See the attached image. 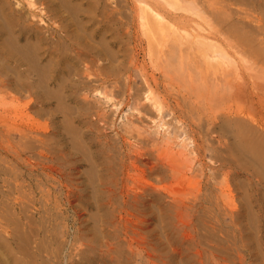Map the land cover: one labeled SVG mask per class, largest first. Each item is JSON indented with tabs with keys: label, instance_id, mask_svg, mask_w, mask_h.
<instances>
[{
	"label": "bare ground",
	"instance_id": "1",
	"mask_svg": "<svg viewBox=\"0 0 264 264\" xmlns=\"http://www.w3.org/2000/svg\"><path fill=\"white\" fill-rule=\"evenodd\" d=\"M108 1L110 2L111 0ZM120 1L121 0H119V2ZM122 1L126 2L131 6L132 15L134 16V18L135 17L137 18L138 22L136 24L138 27L134 28L133 30H136L134 31L136 32V35H140V36L142 35V39L138 41L141 42L142 40L143 44L147 45L149 56H146L147 53H145L144 55L149 58L154 57V59L155 58L157 59L158 57L159 59L164 58V60H167L169 54H167V52L164 51V48L168 46L166 43H168L169 41H173L172 42L173 46L174 43H176L175 45L177 49V52L175 51L173 53H176V55L180 58V60L177 58L178 61H180L182 64L183 63L186 64V62L187 63L195 62L193 64L191 63L192 65H195V68L197 70L195 78L197 77L198 79H200L201 83H204V85L207 87L205 89L209 90V92L205 90L207 94L209 93V95L211 94V96L212 95L215 96L211 104L214 105V100H215V104L216 102L224 103L222 109L223 114L221 113L222 115L220 114V116L214 111V109L218 108V106L220 108L221 103L218 104V106L214 105L213 106L214 108L212 107L211 110L209 111L207 110L208 112L205 111L206 109L204 108L205 113L207 112V114H205V117H208V119L205 120L209 122V125H211L210 132L211 134L216 135V137L214 136L215 140L220 146L218 150L221 152V155H223V157L224 154L226 155V157L222 159L223 163L221 165L222 166L221 168H225L226 170L229 169L230 171L231 170L240 171L244 174H247V176L251 174V177L253 176V178L256 175L257 176L255 177L256 179L258 178L261 179V181L256 180L257 183L260 184L261 182H263L264 180V85L263 82L264 81L261 84L260 77H258L256 73H262L264 72V69L262 71V69L257 68L256 65H254L255 67L250 69L252 72L251 74L246 75L245 73L242 72L238 73V70L241 71L240 63L235 62V64L232 66V63L230 64L229 62L230 59L228 58L229 57L228 53L222 47L226 45L227 47L232 46V48H234L233 45L234 44L237 45L235 43V39L237 37H239L240 39L252 38V41L255 42L256 44L255 47L256 49L254 51H252L253 48L252 50H248V49H243L242 47V49L240 50L238 49L239 51H237V49L235 48L236 53L241 57L240 62H244V61L246 62L249 59L252 60L251 57H254V55L257 56L262 55L264 57V16H262L264 15V0H247V1L245 0V3L248 2L249 6L253 8V11L257 12L256 17H252L253 15L251 16V13H249V11L241 8V5L245 4L243 0H122ZM104 2H106V0H0V96L8 95L6 98H0V103L6 104V107L7 105L11 107L18 105V108L15 107V109H17L18 111L19 106H21L20 99L21 100L30 99V101L28 100L29 102L26 104V106L30 104H34L36 108V113L38 115H42L43 113H45L46 114L45 116H48L49 119L54 120L53 123L56 124L55 128L53 129L54 138H55L54 143L57 145L58 148L57 150L59 151L58 153L61 155V158H64L68 163L73 162L71 163V165L73 164V166L77 168V169L74 168L76 172L77 170H79V164L81 165L84 162H89V172H90L89 177L91 178V179L89 178L90 179L89 183L93 185L91 187H93L92 192L94 193L93 195L95 200L94 203L98 207L99 212H102V210L104 209V205H102L103 201L107 202L108 203L107 205H111L113 203L115 204L116 202V200L114 201L113 196L117 195L118 189L120 187L119 186L120 183H118V185L117 183H115L114 180L115 177L117 178L120 177L118 181L121 182L120 195L123 202L126 203L129 202L130 201L129 198H130L135 200L132 202L139 203L138 199L140 198V193L136 191L138 187H135L136 189L133 187L136 182L134 183L133 181L134 178L132 174L133 170L137 169V159L139 157H142V153L140 151V145H141L140 140L136 139L135 137H129L127 132L125 134L116 132L114 137H111L109 135L108 132L110 130H114L115 125H113L111 116L107 115L109 113L108 111H106L107 110L106 105L111 104L110 108L114 109L115 110L114 112H119L120 108H122L123 105L127 106L129 109H133V105H134L133 103L137 104L139 101L143 103L142 101H144V103L142 104L143 107L141 106L142 109L138 108V104L136 109L139 110V112L140 110L143 113L145 112L144 113L145 115H149L151 119L154 120L153 124L155 126H153V128L151 127L152 129L155 130L154 133L159 134L160 133L159 129H164L166 128L165 126H169L166 124L168 122L164 121L165 119L164 111L166 108H169V106L165 99L161 100L162 96L160 97L157 96V92L154 90L155 88H153L152 86V83H154L155 81L153 80L154 82H151L150 78L147 75L142 74L141 76L143 78V82L145 86L142 88L135 89L134 79L136 77L134 72L136 71L137 73V71L140 70L138 56L141 51L138 45L139 43L138 42H137L138 44L135 43L136 45L133 46L134 48L132 50H130L129 47H127L126 45L125 47L127 48L125 49L121 47L124 43L120 41L119 32L126 28L125 27L122 29V27L124 26L123 20L125 21V19H123L124 15L122 12H119L118 4H117L118 6L116 5L117 7L113 8L112 10H109L108 8L109 3L108 4L105 3L104 5ZM236 5H240L239 8L241 9H238V7L236 8V10H234V8L233 9L231 8ZM120 9H122V7ZM253 13L255 14V12ZM251 18H253V22L256 23V26L254 27L249 25L248 21H245ZM128 25L127 28H129ZM244 42L245 41H243V44ZM163 44H166V46ZM246 45L248 46L249 44H245V46ZM152 60L153 59H151V61ZM228 63L229 65H227ZM200 64H203V67H201ZM255 76H257V79L259 78V81H257ZM181 93L184 94V91L183 92L181 91ZM116 94H119V96L117 95L119 98L122 95L123 98L125 99L124 102L123 101L119 102L116 98ZM88 97L93 98L92 100L93 101L95 100L94 103H96V105H94V103L92 105L91 102L89 103L87 102L89 104L87 105L84 99ZM81 98L84 101H82ZM179 100L181 101L182 99ZM183 100L182 102L183 104H185L184 103L185 100L184 101ZM121 102H123V104ZM98 104H100V106H98ZM177 104L179 107H182L181 113H184L185 110L183 109H185L184 107L185 105H182L181 102H177ZM23 106L21 110L22 112H24ZM244 106L246 107V109L244 108ZM34 109L32 110L31 108L29 110L34 111ZM111 112H113V110H111ZM194 112L195 113L193 112L192 113L197 114V116H200L201 114V117L204 114V113L202 114L200 110H195ZM20 114L22 115L24 113H19V115ZM169 114L170 113H168V115ZM25 115H23V118L25 117ZM60 115L63 116L62 120L61 119L58 120V118H60ZM179 122L182 123L181 121ZM15 124L12 125L10 124L12 126L11 129L12 132L14 133L17 132V134L19 133V135H21V137L24 138L25 140L26 138L28 139V137H30V141H32V136H31L33 135V133L31 132L32 129L31 131L29 130L30 132L29 133L24 128L21 129L19 126ZM9 126L7 128H9ZM129 126H131L130 127L131 129L134 128L133 123ZM202 126L200 125L198 127V130L202 131V128H204ZM200 127L202 128L200 129ZM203 130L205 131L206 129ZM150 135H152V133H149V136ZM182 142L183 143L182 144L180 143L181 145L179 144L177 145V147L178 146L181 147L179 149L180 151L181 149L183 151L186 148L183 151L185 152L184 155L186 154L188 156H191L190 154L194 155L196 151L198 153V149L197 150L194 149V151H191L192 149L191 148L188 149L190 150L188 151L187 150L188 146H186L187 145L186 140H185L186 145H184L185 144L184 140ZM21 143L23 144V142ZM31 143L29 144L27 143L29 147L32 146L30 145ZM155 144H153L152 146H154ZM47 147L46 149H48ZM157 147H156V151L158 150ZM11 149H13V147ZM153 151L154 153L152 155L154 156L157 155L160 159V156L163 154L162 151H161V155L160 154L158 155L157 153L155 155V150ZM186 151L190 152V154H187L188 152L186 153ZM201 151L203 153L207 151L218 152L217 150L214 151L213 148H209V147H202ZM81 153H83V157H85L86 159H81L82 157H79V154ZM158 153H160V150H158ZM152 155L149 156L148 154L149 157H152ZM164 155H167V153H165ZM173 155L174 153H172V156L169 154L167 157L170 156L171 158H173ZM179 155L181 156L182 154ZM38 156L39 155H37V157ZM176 156L177 155L174 156V159ZM171 158H168L166 161L163 158L164 161L160 162V164L163 170H166L168 172L170 171L172 177H175L178 173V168H177L178 166L176 165L177 163L175 162H177L178 160L175 161L173 159L175 161L174 162ZM148 163H150V161H148ZM151 163H153V161ZM49 170L54 173H57L56 166L50 167ZM114 170H120L121 172L112 174V172H115ZM180 175H182L181 172ZM176 178H178V176L175 177L174 179ZM184 178H187V176H185ZM253 178L251 179L253 180ZM251 179L249 178V180L248 179L247 180L252 182ZM130 182L133 183L132 186ZM70 186H72V184ZM255 187H256V183H255ZM167 188L165 190L166 192H167ZM259 189L260 190L258 191L260 193L262 192L261 189L264 191L263 187ZM262 194L264 193L262 192ZM262 194L261 197L264 196ZM250 196L253 199L255 198L254 195L252 196L250 194ZM243 197L245 196L243 195ZM184 198H182V201L185 200ZM180 199L181 198L178 199L180 202L179 201L171 202V204L172 203L175 204L174 208H176L177 211L174 210H170V211L171 212L174 211V213L176 212L175 216L179 221V223L185 225L187 223L186 221V223L184 224L185 221L184 215H186V213H183L184 211L182 212V209H185L186 206L184 205L186 204L181 202ZM221 199H224L223 201H225V198H221ZM145 201L148 203H152L154 200L147 199ZM194 201L195 200H193V202ZM193 204H195V202L192 203V205ZM227 204L229 203L227 202ZM226 207L227 209L228 208L231 209L234 206L232 207L228 205ZM5 208L7 207L5 206ZM168 209H171V207H169ZM234 210L232 209L233 212L231 213H234ZM164 211L165 210H163V212ZM92 213H94V211ZM210 213L211 211L209 212V214ZM221 214L223 215L224 213ZM99 215L100 214H98V217ZM215 217L213 214L212 218ZM122 220H125V218H122ZM60 222L58 221L59 224H61ZM169 222L170 221L168 220V223ZM174 222L175 221H173V223ZM208 222L205 223L209 224ZM6 223H8V221H6ZM179 223L177 222V224ZM238 226H240V224ZM51 238H53L52 240H54V237ZM44 239L45 238H43V240ZM46 240L47 242L49 241L48 237ZM21 242L22 240L18 244H20ZM40 242L38 243L40 244ZM59 243H57L56 241V243L54 244L58 245ZM6 244H4L5 248H6ZM21 244L25 245L24 243ZM29 244L31 245V243ZM42 244L47 245V243L43 242L39 246L44 247L42 246ZM63 244H65V242ZM10 245L11 244H9L8 246ZM51 245H49V247H51ZM99 245L102 246L101 244ZM9 249L6 251L9 252ZM46 250L44 251V253L46 252L48 254L49 251ZM49 250H51V248H49ZM121 250L123 251V249ZM6 251L4 250L2 252H4L5 254ZM32 251L29 252L33 253ZM125 251L126 250H124V252ZM96 252L98 253V251ZM11 254L12 253L10 252V255L7 254V256L8 255L11 256ZM43 255L39 254L40 257H43ZM95 256H97L96 253ZM105 256H107V254ZM124 256L125 258L127 257V259L129 258L128 256H126V254ZM118 257L119 256H117L115 259L118 260ZM23 258H25V256H23ZM50 258L48 257V259ZM37 259H42V258H37ZM111 259L113 261V258ZM120 259H119V263L121 261ZM103 260L101 259L100 261H102L103 263ZM125 260L126 259H124V261ZM18 261H21L20 257ZM4 262H5L4 264H6V261ZM25 262L26 261H24V264H26ZM125 262L128 261L126 260ZM192 262L190 261L189 264H191Z\"/></svg>",
	"mask_w": 264,
	"mask_h": 264
},
{
	"label": "rangeland",
	"instance_id": "2",
	"mask_svg": "<svg viewBox=\"0 0 264 264\" xmlns=\"http://www.w3.org/2000/svg\"><path fill=\"white\" fill-rule=\"evenodd\" d=\"M110 2L106 0V2H104V5L105 3H109V10H112L119 5L118 10L124 15L123 19H125V21L122 19L124 22V26L122 27V29L125 27L127 28V25L129 24V28H127V30L125 28L123 29L124 31L121 30V33L119 32L120 41L124 43L121 47L123 49L129 47V49L132 50L134 48L133 46L139 43L138 45L141 51L138 56L140 70L137 71V73L136 71L134 72L136 77L134 79L135 89L145 86L141 75H147L150 78L151 82L155 81V84L152 83V86L153 88H155L154 90L157 92V96H162L161 100L165 99L170 108H166L164 111V121H167L168 123H165L169 126H165L166 128L164 129H159L160 133L155 134V130L152 129L153 126H155L153 124L154 120H152L149 115H145V112L143 113L141 110L139 112V110L136 109L137 104L138 108L142 109V104L144 103V101H142L143 103H141L140 101L137 104L133 103L134 110L129 109L127 106L123 105L122 108H120L119 112H114L115 110L110 108L111 104L106 105V111H108L109 113L107 115L111 116L113 125H115L114 130H110L108 132L109 135L111 137H114L116 132L124 134L127 132L129 137H135L136 139L140 140V151L142 153V157H139L137 159V169L133 170L134 173L132 172L134 178L133 181L134 183L136 182L133 187H138V189H135L138 193H140V198L138 199L139 203L132 202L135 200L130 198V203L123 202L120 195L121 182L118 181L120 177H115V183H117V185L118 183H120V187L118 186L119 193L117 192V195L113 196L114 198L112 197L114 201L116 200V202L115 204L113 203L111 205H107V202L101 200L103 201V203H105H102V205H104V209L102 210V212H99L98 207L94 203V193L92 192L93 187H91L93 185L89 183V180L91 179L89 177V162H84L81 165L79 164V170H77L76 172L75 169L77 168H75L73 164L71 165V163L73 162L69 161L70 163H68L64 158H61V155L57 150V145L54 143L55 138L53 129L56 126V124L53 123L54 120H51L48 116H45V113H43L42 115H38L36 113L34 104L26 106L30 99H26L27 101L24 99H20L21 106H19L18 111L17 109H15V107L18 108V105H15L13 107L7 105L6 107V104L0 103V257L2 258V256L4 255L2 259L0 258V263L4 264V261H6V264L8 262V264H24V261H26V264H28L29 262H31L29 264H104L105 262V264H189L190 261H193L194 263L192 262L191 264H199V262L200 264H264V196H262L263 198L261 197V194L262 192L264 193V191L262 189L261 193L258 191L260 190L259 188L263 187L264 189V180L263 182H261V186L260 182V184L257 183V181H261V179H256V175L254 176V179L253 176L251 177L250 173V175L247 176V174H244L240 171H230L229 169L226 170L225 168H221V165L223 163L222 159H224L226 155L224 154L223 157V155H221V152L218 150L220 146L215 140L216 135L211 134V125H209V122L206 121L208 117H205V114H207V112L211 110L214 105L218 106V104L220 103V108L218 106V108H215L214 111L219 116L221 113L223 114L222 109L224 103L216 102L215 104L214 100V105L211 104L215 96L212 95V97L211 94H207V92H209L208 89H205L207 87L204 85V83H201L200 79H198L197 77L195 78L197 70L195 68V65H192L195 62H191L192 64L187 62L186 64H182L180 61H178V59L180 60V58L176 55V53H173L175 51L177 52L175 45L176 43H174L173 46V41H169L168 43H166L168 46H166V44H163L166 46V48H164V51L169 54L167 60H164V58L159 59L158 57L157 59L159 60H157L156 58L154 59V57H146L149 56L147 45L143 44L142 40L141 42L138 41L142 39V35H136V32H134L136 30H133L134 28L138 27L136 24L138 21L137 18H134V16L132 15L131 6L126 2H123L122 0L120 2L119 0H111ZM243 2L245 3V0H243ZM126 6L128 7V9ZM121 7L122 9H120ZM237 7L238 9H246L247 11H249V13H251V16L253 15L252 17L257 16V12L253 11V8L249 6L248 2L241 5V8H239L240 5H236L231 8H234V10H236ZM251 11L255 12V14ZM245 21H248L249 25H251L252 27L256 26V23L253 22V18L247 19ZM122 34L124 37L122 36ZM120 35L122 36V38ZM245 39H240L239 37H237L235 39V43L237 45L234 44V48H232V46L227 47L226 45L222 47L229 55L228 58L230 59V64L232 63L233 66L235 62L240 63L241 71L238 70V73L242 72L246 75L252 73L250 69L254 68V65H256L257 68L262 69L263 71L264 57L262 55H254V57H251L252 60L249 59L246 62H240L241 57L236 53L235 48L237 49V51L242 49V47L243 49L248 50H252L253 48L252 51L256 49V44L252 41V38ZM243 41H245L244 44ZM240 44L243 46H241ZM245 44L249 45L245 46ZM125 45L127 47H125ZM145 53H147L146 56L144 55ZM151 59L153 60L151 61ZM200 65L201 67H203V64ZM227 65H229V63ZM262 73H256V75L260 77L261 84L264 81V74ZM257 76H255L256 79ZM257 81H259V78L257 79ZM205 90L207 92H205ZM181 91H184V94H182ZM117 95L119 96V94H116L117 100L119 102H124L125 99L123 98V96L121 95V97L123 98L122 99ZM7 96L8 95H1L0 98H6ZM92 99L93 98L88 97L84 100L86 103L91 102L93 105L95 100L93 101ZM179 99H184L185 101H183L185 104H183L182 100L180 101ZM123 102L121 103L123 104ZM177 102H181L182 105H185V109H183L185 110V114L181 113L182 107H179ZM88 103L87 105H89ZM94 105H96V103H94ZM22 106L25 109H23L24 112L21 111ZM98 106H100V104H98ZM208 106H210L211 108ZM31 108L32 110L35 108L34 111L29 110ZM244 108L246 109L245 106ZM111 110H113V112H111ZM195 110H200L202 114L204 113V116L202 115L203 118L201 117V114L200 116H197V114H193L195 113ZM204 110L208 111L205 113ZM19 113L24 114H20V116ZM168 113L170 114L168 115ZM23 115H25L24 118ZM193 115H195L196 117ZM196 118L198 119V121ZM3 119L5 122L3 121ZM60 119H63L62 115H60V118H58V120ZM179 121H181L182 123H180ZM132 123L134 124L135 129L130 128L131 126L129 125H131ZM8 124H15L21 129L24 128L28 132L32 129V141H30V137H28L29 140L27 138L25 140L21 137V135H19V133L17 134V132H12V126L10 125V128ZM200 125H203L202 127H204H200V129L202 128L203 132L201 130H198V127ZM8 126L9 128H7ZM203 129L206 130L204 131ZM149 133H152V135L149 136ZM183 140L185 143L184 145H186L187 142V150L191 148V151H194V149H198V153L196 151V153L192 155L190 154V152H188L190 150H188L186 151V153L188 152L187 154H190L191 156H188L186 154L184 155L185 152L183 151L186 148L183 151L182 149L180 151L179 149L181 147H177V145L183 143ZM21 142H23V144ZM27 143H31L30 145L32 146L29 147ZM153 144L155 145L152 146ZM12 147L13 149L17 148L19 152L17 151V149H11ZM21 147L23 148V150ZM46 147L48 149H46ZM156 147L158 148V150H160V153H158V150L156 151ZM202 147L213 148L214 151L217 150L218 152L207 151L203 153L201 151ZM152 149L155 150V155L156 153L158 155H161L162 151L163 154L160 156L161 161L157 155H152L154 153ZM164 152L167 153V155H164ZM150 153L152 157H149L151 156ZM172 153H174L173 158H171L170 156L167 157L169 154L172 156ZM179 154H182L183 157ZM37 155L39 156L37 157ZM175 155L179 156H176L174 159ZM79 157H82L81 159H86L85 157H83V153L79 154ZM163 158L165 159V161L168 158H171L172 160L174 159L175 161L178 160L177 162L173 160L175 163H177L176 165L178 166V173L175 176H178V178L174 179L175 177H172L170 171L168 172L162 169L160 162L164 161ZM42 159H45V162ZM148 161H150V163H148ZM152 161L153 163H151ZM55 166L57 169V173L49 170L50 167ZM114 171L115 172H112V174L121 172L120 170ZM180 172L182 175H180ZM185 176H187V178H184ZM170 177H172L173 179ZM249 178H253V180L251 179L252 182L248 181ZM130 183L132 186L133 183ZM255 183L257 188L255 187ZM71 184L72 186H70ZM167 187L169 188V190ZM166 188L167 192L165 191ZM221 191L222 193L224 192V195L221 193ZM250 194L252 196L254 195L255 198L253 199ZM243 195L245 197H243ZM257 195L258 197H260L258 198ZM211 197H214L215 200ZM179 198H181V202L186 204L184 205L186 207L185 209H182V212L184 211L183 213H186V215H184V224L187 221V225L179 223L175 216L176 212L174 213V211H177L176 208H174L175 204H171L172 201H179ZM182 198H184L185 200L182 201ZM186 198L188 201L186 200ZM221 198H225V201H223L224 199ZM147 199H152L155 202L153 201L152 203H148L145 201ZM193 200H195V204L192 205V203H194ZM227 202L229 204H227ZM225 205L234 207L231 209H227ZM5 206L9 209L5 208ZM169 207H171V209H168ZM232 209L234 210V213H231L233 212ZM163 210L165 211L163 212ZM170 210L174 211L171 212ZM93 211L94 213H92ZM210 211L211 215L209 214ZM226 211L228 212V214ZM221 213L224 214L222 215ZM98 214H100L99 217ZM213 214L214 217L216 216L215 218H212ZM208 215L211 218H209ZM42 218L44 219V221ZM122 218H125V220H122ZM207 219L209 220V222ZM168 220L170 221L169 223ZM6 221H8V223H6ZM16 221L18 222V224ZM58 221H61V224H59ZM173 221L175 222L173 223ZM177 222L179 224H177ZM205 222H208L209 224H206ZM239 224L240 226H238ZM46 226L48 227V229ZM175 227L179 232L175 229ZM187 230H189L190 232ZM29 232L31 235L33 234L32 236L34 237H32ZM47 237L49 240L48 242L46 240ZM51 237H54V240H52L53 238ZM43 238L45 239L43 240ZM18 239L20 241L22 240L21 243H24L25 245L21 243L18 244L20 242ZM55 240L57 241V243L61 242L59 243L60 245L54 244L56 243ZM8 242L9 244H11L10 246H8ZM38 242H40V244ZM43 242L47 243V245L49 243V245L52 244L51 247H49L48 245L51 250H49L46 244H42V246L44 247L39 246ZM64 242L65 244H63ZM29 243H31V245ZM4 244H6V248ZM99 244H101L102 246H100ZM33 247H36L37 249ZM8 249L9 252L6 251ZM121 249H123V251ZM4 250L6 251L5 254L4 252H2ZM28 250L32 251L33 253H30ZM45 250L49 251L48 254L46 252L44 253ZM111 250L115 251L112 252ZM124 250L126 251L124 252ZM96 251H98V253ZM10 252L12 253L11 256H9ZM95 253L97 254V256H95ZM105 253L107 254V256H105ZM7 254L9 255L7 256ZM39 254H44V259L43 257H40ZM125 254L126 256L131 258H125ZM23 256H25V258H23ZM117 256H119L118 260L115 259ZM19 257L21 261H18ZM36 257L42 259H37ZM48 257L51 258L48 259ZM110 257L113 258V261H115L113 262ZM101 259L103 260V263L102 261H100ZM119 259L121 260L120 263ZM124 259H126L129 263L125 262L126 260L124 261Z\"/></svg>",
	"mask_w": 264,
	"mask_h": 264
}]
</instances>
